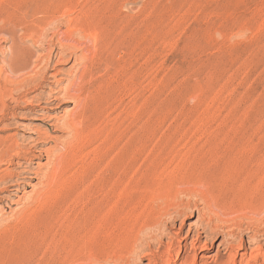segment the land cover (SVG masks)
Returning <instances> with one entry per match:
<instances>
[{
	"label": "rangeland",
	"instance_id": "1",
	"mask_svg": "<svg viewBox=\"0 0 264 264\" xmlns=\"http://www.w3.org/2000/svg\"><path fill=\"white\" fill-rule=\"evenodd\" d=\"M0 69V137L40 156L0 159L14 174L0 182V264H43L72 220L104 242L101 264H124L141 212L165 209L179 215L161 264L216 224L186 264H232L242 237L238 264L261 263L264 222L248 236L264 191V0H0ZM78 96L84 145L63 126Z\"/></svg>",
	"mask_w": 264,
	"mask_h": 264
},
{
	"label": "bare ground",
	"instance_id": "2",
	"mask_svg": "<svg viewBox=\"0 0 264 264\" xmlns=\"http://www.w3.org/2000/svg\"><path fill=\"white\" fill-rule=\"evenodd\" d=\"M68 29V28H67ZM41 31V30H40ZM11 35V34H10ZM33 35V34H31ZM47 35V34H46ZM19 37V36H18ZM91 37V36H90ZM79 40V39H78ZM88 40V39H87ZM86 41V40H85ZM94 43V42H93ZM91 44V43H90ZM32 48V47H31ZM16 51V50H15ZM57 53V52H56ZM32 54V53H31ZM60 55V54H59ZM36 56V55H35ZM93 56V55H92ZM60 58V57H59ZM14 59V56L12 57ZM7 63V62H6ZM46 63V62H45ZM7 65V64H6ZM41 65V64H40ZM45 65V64H44ZM7 68V67H5ZM50 69V68H49ZM53 70V69H52ZM3 70L0 69V72ZM6 72V71H5ZM10 72V71H8ZM59 73V71H58ZM21 74V73H20ZM56 74V73H55ZM84 74V72H83ZM9 75V74H8ZM16 75V74H15ZM52 75V74H51ZM78 75V74H77ZM1 76V73H0ZM8 77V76H7ZM4 78V77H3ZM6 78V77H5ZM57 78V77H56ZM75 79V78H74ZM6 80V79H5ZM9 81V80H8ZM59 81V80H58ZM57 81V82H58ZM11 82V81H10ZM43 82V80H42ZM73 82V81H72ZM54 83V82H53ZM79 84V82H77ZM52 85V84H51ZM42 86V85H41ZM67 86V85H65ZM33 87V86H32ZM43 87V86H42ZM17 88V87H16ZM75 88V87H74ZM68 89V88H67ZM15 90V89H14ZM11 89L6 87L4 83H2V80L0 79V113L2 114L0 117V121L3 120L4 117H6V103H5V97L7 96V93L10 92ZM31 91V90H30ZM66 91V90H65ZM85 92V91H84ZM82 96V95H81ZM31 97V96H30ZM34 97V96H33ZM49 97V96H48ZM52 97V96H51ZM50 97V98H51ZM71 97V96H70ZM83 97V96H82ZM25 98V97H24ZM72 98V97H71ZM29 99V98H28ZM76 100V98H73ZM79 101H77L81 107L82 111H78L73 114V116L68 117L70 118L68 121L64 122L63 126H67V128L72 129L73 132L76 133V141L83 139V145H84V138H85V127H86V120L87 116H85L86 113V104H84L85 100H83L80 96L77 98ZM86 99V96H85ZM21 100V99H20ZM19 100V101H20ZM25 100H27L25 98ZM52 100V99H51ZM58 100V98H57ZM63 100V99H62ZM69 100V99H68ZM71 101V100H70ZM65 102V101H64ZM76 102V103H77ZM59 103V102H58ZM26 104V103H25ZM75 104V103H74ZM76 106V105H75ZM45 107V106H44ZM50 108V107H49ZM53 108V107H52ZM78 108V107H77ZM16 110V109H15ZM76 111V110H75ZM68 115V114H67ZM16 116V115H15ZM8 118V117H7ZM61 121V120H60ZM62 126V125H61ZM66 128V127H65ZM71 133V132H70ZM72 135V134H71ZM70 135V136H71ZM75 135V134H74ZM73 135V136H74ZM72 136V137H73ZM71 138V137H70ZM38 140V139H37ZM70 140V139H69ZM36 141V140H35ZM72 141V140H70ZM68 142V141H67ZM71 145V142H69ZM68 143V144H69ZM74 143V141H73ZM72 143V144H73ZM37 144V143H36ZM78 144V143H77ZM77 144H74L75 146ZM82 144V143H81ZM16 139L15 136L9 135L8 137H0V159H5L7 155L10 157L9 163L14 162L15 158H23V157H30V161H34L35 158H39L40 156L33 153L36 149L33 151L32 148L26 149L25 147L21 146ZM34 145V142H33ZM32 145V146H33ZM64 145V144H63ZM69 145V146H70ZM73 145V146H74ZM67 146V145H65ZM74 146V147H75ZM72 147V146H71ZM79 147V146H77ZM82 147V146H81ZM34 148V147H33ZM66 148V147H65ZM85 148V147H84ZM67 149V148H66ZM70 149V148H69ZM38 150V149H37ZM36 150V151H37ZM64 150V149H63ZM72 150V149H70ZM83 151V149H81ZM77 150H73L72 152H75ZM40 152V151H38ZM65 152V151H64ZM63 152V153H64ZM68 152V151H67ZM13 153V154H12ZM62 153V154H63ZM66 153V152H65ZM60 154V153H58ZM69 154V153H68ZM72 154V153H71ZM57 155V154H56ZM55 155V156H56ZM63 156V155H61ZM57 157V156H56ZM59 157V156H58ZM65 157V156H64ZM70 157V156H68ZM67 155L65 158H68ZM64 158V159H65ZM57 159V158H55ZM61 159V158H58ZM63 159V160H64ZM62 160V161H63ZM59 161V160H58ZM65 161H68L65 160ZM64 161V162H65ZM5 162V161H4ZM64 162H62L64 164ZM59 163V162H58ZM66 163V162H65ZM255 163V162H254ZM263 163V162H262ZM22 166V165H21ZM56 166V165H55ZM62 167V164L60 163L59 166L54 168L56 171ZM54 170V171H55ZM3 172V171H2ZM13 172V171H12ZM10 171H4L0 174V182H13L14 174H12ZM48 174V173H46ZM56 174V173H55ZM58 174V173H57ZM17 175V174H16ZM56 177V175H55ZM54 177V179H55ZM53 178V176H52ZM47 179V178H45ZM48 181V179H47ZM16 181L15 183H17ZM19 184V183H18ZM52 184V182L50 183ZM5 185V184H4ZM13 183L11 185H8L7 188L3 189L5 192L11 194L15 189L12 188ZM50 189V187L48 188ZM264 190V189H263ZM49 192L48 190H45ZM42 192V191H41ZM40 197V196H39ZM38 197V198H39ZM42 198V197H40ZM39 198V199H40ZM44 198V197H43ZM0 200H3V196L0 195ZM31 200V199H30ZM40 201V200H39ZM38 202V201H37ZM167 202V201H166ZM176 203V202H175ZM178 203V202H177ZM176 203V204H177ZM35 205V204H33ZM157 205V204H156ZM155 205V206H156ZM178 205V204H177ZM181 205V204H180ZM184 205V204H183ZM173 206V205H172ZM30 207V206H29ZM33 207V206H32ZM162 208V207H161ZM169 208V206H168ZM164 209V208H163ZM170 210V209H169ZM27 211V210H26ZM161 211V210H160ZM180 211V210H179ZM22 212V211H21ZM20 212V213H21ZM24 212V211H23ZM158 212V211H157ZM251 212V210H250ZM180 213V212H179ZM252 213L251 217H253L252 224V234L249 237V244L252 245L260 241L258 238V224L261 222H264V191L261 195V198H258L254 201L252 206ZM23 214V213H22ZM25 214V213H24ZM182 214V213H181ZM119 215V214H118ZM179 214L176 212L175 215H172L168 212L167 209H165L162 213H154L153 211L148 213V211L144 210L141 212V220L140 224L138 225V231H137V237L132 241L129 242V247L120 255V260L122 259L124 264H132L133 262L131 259L133 258L134 254H141L143 257H146L148 259V264H161L164 258V254L166 253L167 249L168 251L172 249L174 246V242L172 240H167L165 229L169 226V224L172 223L173 220H176V217ZM24 216V215H23ZM19 216V217H23ZM87 216V215H86ZM85 216V217H86ZM90 216V215H88ZM219 216V215H218ZM18 217V218H19ZM25 217V216H24ZM213 217V216H212ZM91 218V217H90ZM175 218V219H174ZM21 219V218H20ZM140 219V218H139ZM19 220V219H18ZM23 220V219H21ZM20 221V220H19ZM95 221V220H94ZM100 221V220H99ZM212 221V220H211ZM12 222V221H11ZM75 220H72L69 222V224L66 226L64 232L59 235V237L56 239L55 243L50 247L48 252L44 254V256L41 258V261H43V264H101L102 260L106 259L107 253L105 254V251H101L102 254L98 253L100 252V247L103 246L105 248V244L103 241L98 239L93 233V230L90 229L89 231L84 232V234H81L78 232V227L74 223ZM263 224V223H262ZM261 224V225H262ZM250 226V227H251ZM80 228V227H79ZM216 227L210 226H203V228H198L194 231L192 241H191V247H188V244L180 245V251L177 253V260L178 262L173 263L171 260L168 264H178L180 261V264H186L187 259L190 257V253L193 251L195 252L199 248V243L201 242L202 238L205 236H208L210 233H215ZM218 229V228H217ZM264 229V226L263 228ZM261 229V230H262ZM221 232V231H220ZM217 233V232H216ZM243 235V234H242ZM262 235V234H261ZM104 236V235H103ZM261 237V236H260ZM259 239V240H258ZM225 240V239H224ZM223 240V242H224ZM231 243V242H230ZM230 243L226 246L227 248V255L228 259L233 258L231 261L232 264H238V256L240 254V250H244L246 248V244L244 243V237L240 240L239 244L230 245ZM18 246V245H17ZM41 246V245H40ZM168 246V247H167ZM99 249V250H98ZM259 252L257 253L258 261L261 259L260 264H264V251L263 249H259ZM1 254V252H0ZM3 253L2 255H4ZM0 255V258L1 256ZM194 259H192L191 264H198V254L194 253ZM5 256V255H4ZM112 256V255H110ZM118 256V255H116ZM19 257V256H18ZM193 257V256H192ZM209 257V256H208ZM112 258V257H111ZM117 257H115L116 259ZM13 259V258H12ZM109 260V259H108ZM112 260V259H111ZM114 260V259H113ZM112 260V261H113ZM117 261V260H116ZM132 263H131V262ZM106 262V260L104 261ZM115 262V261H114ZM255 262V261H254ZM116 263V262H115ZM216 264H227V261H222L220 263Z\"/></svg>",
	"mask_w": 264,
	"mask_h": 264
}]
</instances>
